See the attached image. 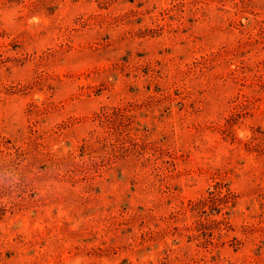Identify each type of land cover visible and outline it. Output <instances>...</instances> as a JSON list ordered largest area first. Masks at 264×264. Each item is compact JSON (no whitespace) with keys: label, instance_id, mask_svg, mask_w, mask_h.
Segmentation results:
<instances>
[{"label":"rangeland","instance_id":"374dc122","mask_svg":"<svg viewBox=\"0 0 264 264\" xmlns=\"http://www.w3.org/2000/svg\"><path fill=\"white\" fill-rule=\"evenodd\" d=\"M0 264H264V0H0Z\"/></svg>","mask_w":264,"mask_h":264},{"label":"trees","instance_id":"16d2710c","mask_svg":"<svg viewBox=\"0 0 264 264\" xmlns=\"http://www.w3.org/2000/svg\"><path fill=\"white\" fill-rule=\"evenodd\" d=\"M207 204H208V201H207V198H204V199H201V200H199L198 202H196V203H192L191 204V208H193V209H197V208H205L206 206H207ZM208 218V217H207ZM220 221H222V220H220ZM219 221V222H220ZM201 223L203 224V225H212L211 223H209V221L207 220V221H202L201 220Z\"/></svg>","mask_w":264,"mask_h":264}]
</instances>
